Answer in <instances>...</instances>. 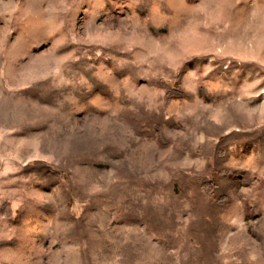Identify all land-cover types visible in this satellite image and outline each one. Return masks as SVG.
I'll use <instances>...</instances> for the list:
<instances>
[{
  "label": "rangeland",
  "instance_id": "374dc122",
  "mask_svg": "<svg viewBox=\"0 0 264 264\" xmlns=\"http://www.w3.org/2000/svg\"><path fill=\"white\" fill-rule=\"evenodd\" d=\"M0 264H264V0H0Z\"/></svg>",
  "mask_w": 264,
  "mask_h": 264
}]
</instances>
